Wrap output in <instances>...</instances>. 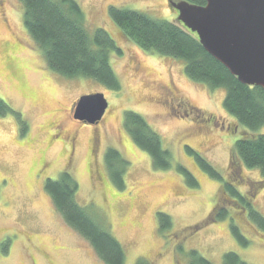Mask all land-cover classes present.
<instances>
[{
	"label": "rangeland",
	"instance_id": "374dc122",
	"mask_svg": "<svg viewBox=\"0 0 264 264\" xmlns=\"http://www.w3.org/2000/svg\"><path fill=\"white\" fill-rule=\"evenodd\" d=\"M76 1L89 32L103 28L119 46L110 55L121 80L118 91L48 70L42 50L24 28L20 0H7V23L0 15V99L9 107L0 114V264H103L89 242L65 223L43 188L47 178L56 180L63 171L75 177L76 202L95 220L103 218L125 249V264H136L138 258L151 264H187L189 249L211 264H221L225 252L248 264H264V233L244 219L240 230L250 243L245 246L230 234L228 219L194 228L209 217L221 189V182L201 170L194 154L226 179L230 147L240 133L223 109L224 90L210 91L190 81L179 60L145 52L121 35L108 14L112 7L127 8L173 21L177 11L167 0ZM7 42L17 45L5 49ZM166 89L174 90L172 99L164 95ZM97 91L104 93L108 107L94 129V155L89 152L92 128L75 123L67 110L80 95ZM192 108L196 110L191 114ZM129 110L143 115L174 165L186 168L197 186H189L174 167H152L148 154L125 131L123 118ZM221 123L231 131L222 130ZM66 134L76 137L73 148L65 142ZM106 148L126 163H111L121 189L113 185L116 174L105 161ZM243 174L261 180L256 168H243ZM253 200L264 216V186ZM157 212L170 215L171 227L159 229Z\"/></svg>",
	"mask_w": 264,
	"mask_h": 264
},
{
	"label": "trees",
	"instance_id": "16d2710c",
	"mask_svg": "<svg viewBox=\"0 0 264 264\" xmlns=\"http://www.w3.org/2000/svg\"><path fill=\"white\" fill-rule=\"evenodd\" d=\"M186 1L197 5H204L206 2ZM20 3L23 7L24 28L38 49L42 50L48 70L67 78L86 77L105 89L119 90L121 80L112 68L110 57L118 52L119 46H116L114 38L103 28L89 32L83 9L76 0H20ZM108 14L121 35L145 52L179 60L190 81L205 85L210 91L224 90L223 109L240 127V130L238 127L234 128L235 133H240L230 147L226 179L207 160L194 154L201 170L221 182L219 199L209 217L194 228L211 221L228 219L230 234L237 243L244 246L250 244L240 230L242 219L264 233V216L253 204L257 191L264 186V90L259 86L240 83L221 63L206 53L195 33L175 20H157L137 10L116 7L109 8ZM8 110L7 104L0 99V114ZM123 121L130 139L137 148L148 154L154 169L174 167L185 177L189 186H197L186 168L179 163L174 165L170 151L163 147L160 136L151 129L143 115L131 110L125 111ZM25 130L22 125L21 134ZM105 153L109 169L116 174L113 185L121 189L118 170L111 163L124 161L112 149ZM243 168H256L261 180L249 179L243 174ZM244 184L245 189H240ZM43 188L65 223L89 242L103 264H125V249L111 234L106 221L103 218L95 220L90 216L88 208L76 202L77 182L69 171L60 173L56 180L47 178ZM156 215L160 230L171 227L170 215L162 212H157ZM181 248L182 246H178V250ZM222 255L221 264H248L234 252ZM186 257L187 264H211L195 249H189ZM136 264L151 263L138 258Z\"/></svg>",
	"mask_w": 264,
	"mask_h": 264
},
{
	"label": "water",
	"instance_id": "95a60500",
	"mask_svg": "<svg viewBox=\"0 0 264 264\" xmlns=\"http://www.w3.org/2000/svg\"><path fill=\"white\" fill-rule=\"evenodd\" d=\"M167 1L178 13L175 21L197 35L206 53L240 83L264 90V0ZM107 107L102 92L80 95L73 119L97 125Z\"/></svg>",
	"mask_w": 264,
	"mask_h": 264
},
{
	"label": "flooded vegetation",
	"instance_id": "af4514ba",
	"mask_svg": "<svg viewBox=\"0 0 264 264\" xmlns=\"http://www.w3.org/2000/svg\"><path fill=\"white\" fill-rule=\"evenodd\" d=\"M6 5H7V0H0V15L2 16V19H4V22L5 23H7L8 21H7V19H5V17H4V14H5V11H6ZM16 43L13 45V43H11V42H7V43H5V45H3V48H5V49H8V48H14V47H16ZM173 93H174V90L173 89H166L165 90V96H167L168 98H171L172 99V95H173ZM76 103V99L70 104V106H69V108H68V112L70 113V115H71V117H72V120L76 123H80V124H82L83 126H89V127H91L92 128V135H91V138H90V143H91V146H90V148H89V152L90 153H92V154H94V155H96L95 154V152H96V146H97V136H96V133H95V128H97L98 127V125L100 124V121L102 120H100L99 121V123L97 124V125H90V124H84L83 122H81V121H79V120H74L73 119V107H74V104ZM196 109H194V108H192L189 112L192 114V113H194V111H195ZM105 115V114H104ZM104 117V116H103ZM217 123L216 122H214V125H216ZM219 127H221V129L222 130H226V129H231V127H230V125L229 124H226V125H224V123H221L220 125H219ZM235 130V129H234ZM67 136H66V138L64 139L65 140V142L66 141H68L69 142V144H70V147L71 148H73L74 147V141H75V136L74 135H68V134H66ZM106 150H107V148L105 149V151H104V155L106 154L105 152H106ZM104 155H103V157H104ZM101 163H103V158L101 159ZM97 172V171H96ZM97 174H99V172H97Z\"/></svg>",
	"mask_w": 264,
	"mask_h": 264
}]
</instances>
